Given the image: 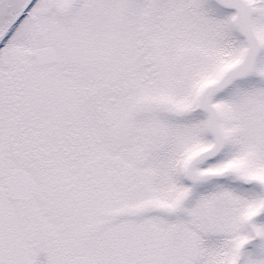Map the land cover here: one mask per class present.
Here are the masks:
<instances>
[{"label":"snow or ice","instance_id":"snow-or-ice-1","mask_svg":"<svg viewBox=\"0 0 264 264\" xmlns=\"http://www.w3.org/2000/svg\"><path fill=\"white\" fill-rule=\"evenodd\" d=\"M0 264H264V0H0Z\"/></svg>","mask_w":264,"mask_h":264}]
</instances>
